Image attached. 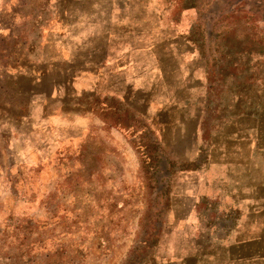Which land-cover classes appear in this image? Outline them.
<instances>
[{
  "label": "rangeland",
  "instance_id": "1",
  "mask_svg": "<svg viewBox=\"0 0 264 264\" xmlns=\"http://www.w3.org/2000/svg\"><path fill=\"white\" fill-rule=\"evenodd\" d=\"M139 12L135 89L68 86L61 122L31 127L0 202V264H249L230 194L247 180L236 162L262 161L264 0H141Z\"/></svg>",
  "mask_w": 264,
  "mask_h": 264
},
{
  "label": "crops",
  "instance_id": "2",
  "mask_svg": "<svg viewBox=\"0 0 264 264\" xmlns=\"http://www.w3.org/2000/svg\"><path fill=\"white\" fill-rule=\"evenodd\" d=\"M32 1L0 0V202L9 198L11 173L31 154V127L61 122L60 107L53 108L61 90L115 95L134 90L140 71V46L131 33L140 21L141 0ZM131 9L137 15L131 17ZM261 152L260 167L252 154L236 162L247 180L231 186L230 194L248 219L235 246L247 250L240 257L249 264H264V146ZM256 172L260 179L250 180ZM253 217L260 218L258 234Z\"/></svg>",
  "mask_w": 264,
  "mask_h": 264
},
{
  "label": "trees",
  "instance_id": "3",
  "mask_svg": "<svg viewBox=\"0 0 264 264\" xmlns=\"http://www.w3.org/2000/svg\"><path fill=\"white\" fill-rule=\"evenodd\" d=\"M157 154H159V152H158ZM143 155L145 156V158H147V160L149 161V163H152V161H153V165H148V166H150V167H151V166H152V167H156V165H158V164H157V161H158L159 159L156 158V160H154V158H152L151 155L148 154V153H143Z\"/></svg>",
  "mask_w": 264,
  "mask_h": 264
}]
</instances>
